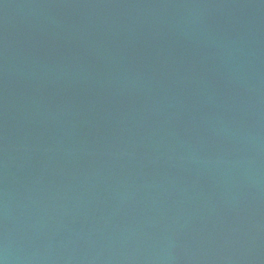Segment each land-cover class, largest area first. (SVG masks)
I'll return each instance as SVG.
<instances>
[{
    "label": "water",
    "instance_id": "obj_1",
    "mask_svg": "<svg viewBox=\"0 0 264 264\" xmlns=\"http://www.w3.org/2000/svg\"><path fill=\"white\" fill-rule=\"evenodd\" d=\"M0 264H264V0H0Z\"/></svg>",
    "mask_w": 264,
    "mask_h": 264
}]
</instances>
